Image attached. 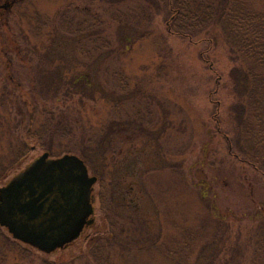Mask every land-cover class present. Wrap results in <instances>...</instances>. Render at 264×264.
<instances>
[{"label": "rangeland", "instance_id": "1", "mask_svg": "<svg viewBox=\"0 0 264 264\" xmlns=\"http://www.w3.org/2000/svg\"><path fill=\"white\" fill-rule=\"evenodd\" d=\"M245 1L250 10L264 15V0ZM89 4V0H0V101L4 99L13 118L23 119L16 134L26 135L30 116L33 128H38V118L44 121L55 111L64 130L55 137L56 154L50 156L60 157L79 155L65 151L69 133H96L91 141L97 146L98 136L108 131L103 142L104 185L101 159L92 161L98 171L87 164L90 174L97 176L92 223L64 248L48 254L35 248L36 254L53 262L74 259V264H264V249L253 248L251 242L257 227L264 224V170L229 155L228 142L215 126L220 116L221 128L236 135L233 110L243 102L241 93L234 91L235 85L241 87L232 82L236 64L223 37L215 55L217 70L224 76L218 98L210 99L206 66L189 61L192 46L185 49L180 44L184 51L175 49L177 54L172 55L176 39L168 36L159 41L166 29L162 14L154 18L148 38L122 48L113 59L91 63L90 56L76 52L56 30V20L68 6L82 9ZM108 33L118 39L113 25ZM203 55L212 56L207 51ZM240 64L255 66L251 61ZM70 65L89 85L86 92L75 93L67 87L70 82L39 89L36 70ZM115 68L129 79L121 106L114 94ZM101 69L111 80L108 99L93 91L92 79L97 81ZM217 100L220 112L212 120ZM152 119L155 122L148 124ZM8 141H3L5 152ZM29 144V153L9 168L0 187L49 152L35 139ZM89 145L94 147L92 142ZM97 240L104 243L99 261L91 255ZM238 242L249 245L247 253L223 254L227 245Z\"/></svg>", "mask_w": 264, "mask_h": 264}, {"label": "trees", "instance_id": "2", "mask_svg": "<svg viewBox=\"0 0 264 264\" xmlns=\"http://www.w3.org/2000/svg\"><path fill=\"white\" fill-rule=\"evenodd\" d=\"M132 2L135 3L132 5ZM89 3L82 9L72 5L68 6L58 15L56 20L58 24L56 30L61 32L65 40L74 45L76 52L90 56L91 63L102 62V60L97 61L96 59H103L104 61L113 59L117 57V52L122 48L130 49L133 43L148 38L154 30V18L156 15L162 14L166 29H164L163 36L159 41L162 43L166 38L168 40V36L176 39V43L171 46L172 55L177 54L175 49L176 51L179 48L183 50V48L187 49L192 46V57H189V61L196 62L197 66L199 63L206 66L207 91L210 99L219 94L221 80L224 76L222 75L223 72L220 73L217 70V55H215L223 37L225 47L230 53V60L236 64L230 74L232 82L238 83L241 87L237 89L235 85L234 91L238 95L241 93L243 102L233 110L236 116L235 120L238 122L236 129L238 133L234 135L225 128L223 130L220 126V116L219 119L216 118V131L226 138L229 145V155L246 164L256 163L259 167L257 170L261 172L264 170V165L262 166L264 164L263 14L250 10L245 0H89ZM109 25H113L118 39L108 36ZM205 51L212 54L210 59L203 55ZM250 61L255 66H240V62ZM71 67L72 65L67 67L69 69L60 67V69L54 70L45 68L36 70L35 78L39 84V89H43V92L48 90L54 82L57 88H59V82H70L67 87L72 88L75 93L86 92L85 90H88L89 85H85L83 77H78V72L72 70ZM238 72L240 75L236 74ZM92 81L94 84L93 91H97L103 99H108L106 94L109 92L108 87H110L109 82L111 80L105 72L102 69L99 70L97 81L95 82L93 79ZM112 81L118 84L114 94L117 105L121 106V97L127 95L129 79L121 69L115 68ZM139 87L142 88L143 86L139 85ZM213 94L216 95L213 96ZM93 97H95V93ZM3 100L0 101V144H2L0 145V181L4 180L10 167L19 163L29 153V139H35L50 154H56L53 151V141L64 130V128L60 129L61 121H58L56 112L50 111L44 121L38 118V128H33L34 118L30 116L29 121L31 123L27 133L26 135L22 133L21 137L16 132H19V129L22 130L23 119L18 116L13 118ZM38 101L43 102L44 99L39 98ZM220 103V100H217L216 108L211 110L210 119L213 120V117L220 112ZM154 122L152 119L148 124L151 125ZM69 128L73 131L70 126ZM69 134L71 139L65 151L78 153L87 164L92 165L95 171L98 170L92 161L101 159L104 167L100 173V181L104 185L107 148L103 147V142H106L108 131H104L101 136H98V141L101 138L100 144L102 145L97 143V146L91 141L96 133L91 135L83 132L75 136L74 131V133ZM5 139L6 141L10 140V142L8 141L9 146L5 145L8 152L4 151L3 141ZM91 142L94 145L93 148L89 145ZM252 144L253 146L249 147ZM238 146L240 149H237ZM254 238L251 241L255 243L253 248L257 246L259 249H264V224L257 227ZM99 241H96V247L91 254L93 257L97 256V261L104 251L102 248L104 243L102 241L98 243ZM248 246L240 242L227 245V248L223 249V254L235 250V255H244L247 253ZM36 253L34 247L13 238L6 228L0 225V264H35V262L36 264H74V259L67 262L63 260L53 262L38 256ZM238 264L244 263L239 262Z\"/></svg>", "mask_w": 264, "mask_h": 264}, {"label": "water", "instance_id": "3", "mask_svg": "<svg viewBox=\"0 0 264 264\" xmlns=\"http://www.w3.org/2000/svg\"><path fill=\"white\" fill-rule=\"evenodd\" d=\"M96 182L79 155L44 152L0 187V225L45 253L64 248L92 223Z\"/></svg>", "mask_w": 264, "mask_h": 264}, {"label": "flooded vegetation", "instance_id": "4", "mask_svg": "<svg viewBox=\"0 0 264 264\" xmlns=\"http://www.w3.org/2000/svg\"><path fill=\"white\" fill-rule=\"evenodd\" d=\"M251 165H252V167L254 168V169H259V167L256 165V163H251Z\"/></svg>", "mask_w": 264, "mask_h": 264}]
</instances>
